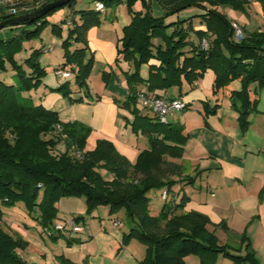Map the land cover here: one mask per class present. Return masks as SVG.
Returning <instances> with one entry per match:
<instances>
[{"label":"trees","instance_id":"trees-1","mask_svg":"<svg viewBox=\"0 0 264 264\" xmlns=\"http://www.w3.org/2000/svg\"><path fill=\"white\" fill-rule=\"evenodd\" d=\"M39 1H18L15 16L31 12H23L21 8ZM92 1L94 6L102 3L105 10L125 3L130 15V22L123 28L117 45L121 60L131 64L133 69L131 73H124L129 95L120 103L134 116L132 131L146 136L149 148L138 155L134 164L120 155L109 141H97L93 150L85 151L90 128L78 122L62 123L58 113L21 97V93L42 84L46 75L39 62L43 48L32 50L22 63L16 61L15 56L25 50L24 42L39 38L48 24L47 17L63 8L71 10V19L62 21L69 26V31L61 44L64 59L61 68L75 74L78 88L86 87L94 61L93 56L87 54L86 35L89 29L101 24V13L105 10L100 12L95 7L75 10L77 0H71L42 18L8 27L14 33L0 40V72H6L9 65L15 83L0 79V264H31L18 254L25 250L27 242L2 227L1 208L22 202L30 215L37 213L32 217L40 226L50 229L59 219L57 203L64 197L83 198L89 215L99 206L108 207L111 214L124 210L132 226L123 236L122 244L136 240L146 248L138 264H187L188 256L197 257L200 264H214L219 255L235 264H256L248 243L241 256L240 249L219 244L216 235L208 229L211 222L206 216L195 212L178 213L184 207L185 196L173 210L163 204L158 217L149 214L148 193L159 189L171 192L178 184L173 178L179 177L183 168L170 160L182 158L186 137L182 135L181 126L163 124L141 114L135 97L139 85L155 98H162L159 92L172 88L181 92L184 85L192 89L205 72L211 70L214 95L233 81L241 83V89L231 91L229 99L231 108L238 114L241 132H246L249 115L258 112L256 102L250 101L249 89L252 85L259 90L264 88V30H244V38L236 41L230 20L219 8L228 6L233 11L244 12L249 1L155 0L162 10L160 16L153 15L150 0ZM137 1H141L145 12L133 10ZM256 1L264 11V0ZM189 8H196L200 13L185 19L177 17ZM15 16L2 13L0 21ZM194 19H198L200 28L194 29ZM53 26L52 32L60 35V25ZM203 41L206 48L202 46ZM73 44H80L82 48L71 50ZM144 64L148 65L146 79L139 73ZM54 91L61 92L70 104L83 101L71 97L68 81ZM182 95L167 99H181ZM218 106L210 108L204 103V117L214 115ZM57 125L61 129L56 134ZM64 138L74 151L82 153L81 160L72 156L74 151L71 154L55 152L56 144ZM194 179L191 177L187 184ZM82 220V217L75 218L78 223ZM241 241L244 243L245 239ZM59 261L73 264L62 257Z\"/></svg>","mask_w":264,"mask_h":264},{"label":"crops","instance_id":"crops-1","mask_svg":"<svg viewBox=\"0 0 264 264\" xmlns=\"http://www.w3.org/2000/svg\"><path fill=\"white\" fill-rule=\"evenodd\" d=\"M46 1L48 0H40L35 4L27 3L21 8V11H32L41 7ZM248 1V5L252 3L264 20L261 4L256 0ZM139 5V1L134 4V11L143 12L139 9ZM94 7L93 2L91 7L86 9H94ZM150 7L157 16L162 14V10L155 0H150ZM228 8L230 7L224 6L221 9L226 13ZM2 13L4 12H0V17ZM199 13L198 9H189L182 12L181 15L194 16ZM244 13L247 16V7ZM69 14H71V10H69ZM101 16L103 17L101 24L92 27L87 32V54L89 56L90 53L93 56L94 65H98L99 72L108 69L109 71H106L108 74L111 75L114 72V87L104 91L106 94L100 102L64 105L59 112V120L62 123L78 122L90 128L91 132L86 140L88 151L95 148L97 141H109L120 155L134 164L138 155L149 148V142L141 133L142 136H139L130 131V124L133 123L134 116L120 109L116 103L124 101L129 95L123 74L118 70H122L123 73H131L132 66L126 69H121L118 66V70L114 69L118 40L121 36L120 31L129 24L130 15L123 3L106 9L101 13ZM180 16L178 14L177 17L180 18ZM75 20L79 23L78 16L75 17ZM241 25L247 32L261 31L258 28V23L252 19L248 20V23H241ZM63 39L64 36L61 34L60 41L52 39V45L49 43H43L41 46L35 44L30 47L31 50L25 49L24 56L27 58L32 50L43 48L45 52L48 47H51L52 50L42 55L39 62L46 72L51 69L54 72L64 63L61 48ZM76 48H82V45L73 44L71 50ZM139 73L142 79L148 77L146 67H141ZM98 75L99 73H97ZM54 79L44 78L38 88L39 91H46L61 85L62 81L59 78L56 77V83ZM213 80L214 74L211 71H206L203 78L198 80L192 89L184 85L181 92L176 88L159 92L164 98H177L179 93H182L180 98L188 106L186 110L170 115V119H177L176 126L182 127V135L186 137L182 158L170 161L181 165L183 172L189 169L188 171L195 177L189 184L187 181H183L173 187L174 190L180 185V188H177L179 190L176 189L174 192L178 195L177 203L182 196L187 198L183 209L178 213L195 212L206 216L211 222L208 229L216 235L220 245H227L234 250L240 249L239 255L242 256L245 254V246L248 243L254 252L255 263L264 264V129H260L255 141L248 138L247 131L241 132L238 115L234 113L225 111L224 115L202 117L198 108L191 110V103L197 101L210 106L209 96ZM88 82L92 98L96 94L95 88L91 86L90 81ZM230 88V90L237 91L235 83H232ZM139 89L145 91L143 85L136 87V91ZM36 105L38 104L36 103ZM137 105L139 104L136 103ZM140 113L151 117V114L145 110ZM249 123L248 129L251 127V122ZM128 129L131 133L128 132ZM189 175L188 180L193 177ZM186 189H188V193ZM24 222L25 224L18 225L16 230H13L12 226L6 222L2 224V227L8 233L19 236L27 242V249L18 251V254L31 264H61L59 257L73 264H138L146 253V248L144 249L143 245L136 240H130L125 245L122 244L123 236L127 234L120 231L122 224L120 226L112 224L113 228H108L109 230L106 228L102 230L101 226L86 232L83 229L79 234H83V238L88 242L86 247L75 245L78 240L66 239L62 234L59 237L51 238L52 246L48 250L44 244L40 243L39 225L34 224L27 217ZM240 237L245 239L244 243L240 241ZM30 243L36 244L38 248L31 250ZM214 264L235 263L219 255Z\"/></svg>","mask_w":264,"mask_h":264},{"label":"rangeland","instance_id":"rangeland-1","mask_svg":"<svg viewBox=\"0 0 264 264\" xmlns=\"http://www.w3.org/2000/svg\"><path fill=\"white\" fill-rule=\"evenodd\" d=\"M16 1H18V0H16ZM92 4H93L92 0H77L75 10H85L86 8L91 7ZM139 4H140L139 9L141 11L145 12V9H144L141 1H139ZM119 5H122V4H119ZM189 9L196 10V8H189ZM189 9H187V10H189ZM185 11L186 10H184L182 12H185ZM247 11H248V14L246 16L244 12L233 11L230 8L226 9V13H224L225 11L220 8V12L226 14V16L229 20H236V22L239 23V25L241 26L243 31H244V27L241 25V23H243V24L248 23V20H250V19H252L253 21H256L258 23V25H259L258 28L260 30H264V20H263V17L260 14H258V9L252 3H250L247 6ZM152 13L154 16H157V14L155 12L152 11ZM181 13L179 14V16L181 15ZM188 17H191V16L190 15H185V16L181 15L180 19H185ZM247 18H248V20H247ZM70 19H71V14H69L68 8L60 9L57 12L51 14L50 16L47 17L48 24L41 31L39 38L24 42L23 47L25 49L31 50L30 47L31 46L33 47L35 44H38V45L40 44V46H41L43 43H47V44L49 43V45L50 44L52 45V39L60 41L61 34H63V36H64V39L62 40V42H63L68 36L69 26H67L65 22L62 23V21L63 20L67 21ZM102 20H103V17L101 16V22H102ZM61 23H62V25H61ZM193 24H194V29L199 28L198 19H194ZM53 25H60V27H61V34L60 35L52 32L53 27H54ZM120 32H121V36H120V39H121V37L123 35V29ZM13 33L14 32H12L10 28L0 29V37L3 36L2 39H6V38L10 37ZM154 42L158 43L159 41L154 40ZM25 52L26 51L24 50V51L20 52L19 54H17L15 56L16 61L22 63L23 60L25 59V56H24ZM45 53L46 52L42 53V55H45ZM89 55H91V54L89 53ZM116 55L117 56H116V59L114 61V69L118 70L119 69L118 66L121 69H124V68L126 69L127 67L132 66L131 64H128V63L121 60V57L119 56L117 50H116ZM116 60H119V61L116 63ZM153 61L154 60H152L151 62H153ZM141 67H146L148 69V65H146V64L141 65ZM7 69L8 70L6 72H3V71L0 72V79L5 81L6 83L13 84V83H15V78L13 76V73L11 72V68L9 65H7ZM114 69L112 68V70H114ZM106 71H109V69ZM106 71L99 72L98 71V65H96V64L94 65V61H93L91 73H90V76L88 77V79L86 81V87L85 88L80 89V88H78V86H76L74 73L71 74V78L68 80L60 79V81H62L60 84H63L64 82L68 81L70 83V87L72 90L71 97L72 98H82V100H83L82 103L83 102H85V103L86 102H92V103L100 102L101 98H104V95L106 94L104 91L108 90V89L111 90V88H113L114 84H115L114 72H112L110 75ZM118 71H119V73L123 74L122 76L125 79V75L122 72V70L119 69ZM207 71H211V70H207ZM97 73H99L98 76H97ZM116 73H117V71H116ZM46 77H49L51 79H54V78L56 79L54 72H52V69L49 70L48 72H46V75L44 76V78H46ZM88 81H90L91 86L93 88H95L94 92L96 94H94L92 98H91V94H90V90H89L90 86H89ZM125 81H126V79H125ZM56 82L57 81L55 80V83ZM232 83H235L237 85V89H236L237 91H239L241 89V83L239 81H233ZM232 83H230V85ZM230 85H228L225 89H223L222 91L217 93V95H214L213 92L211 91V94L209 96L211 103H210L209 107L214 108L215 105H219L217 110H216V113L214 115H216V114L217 115H224L225 111H227L228 113H234V114L238 115L231 108L229 94L234 89L230 90L231 89ZM56 88L57 87H55V88L52 87V89L49 88L46 91H39V89L36 88V89L30 90V91L21 93V97L31 101L33 104L37 103L38 105H41L42 107H44L47 110H51V111L58 113V118H59V112L62 109V107H64V105L68 106V105H70V103H69L68 98L64 97V95L61 92L54 91V89H56ZM74 89H76V91H74ZM141 90L142 89H139V91H141ZM249 98H250V101L252 103L256 102L255 104H256V109L258 112H253L249 115L248 121L251 122V127L247 130V134H248L249 139H253L256 141V138L258 137L257 133L260 131V129H264V88L259 90V89H257V87L255 85H252L249 89ZM206 100H207V97H206ZM181 101H183L185 103V101L183 99H181ZM120 102H122V101H120ZM120 102H118V103L116 102L117 106L118 107L120 106V109L126 111L131 116H133L131 111H129V110H127L121 106ZM75 104H80V103H74L71 105H75ZM191 106H192L191 110H196V108H198L200 110V114L202 115V117L205 116V112H204L205 110L203 108L204 104H201L199 101H197V102L191 103ZM136 108L140 112H142V113L144 112V110L142 109V107L140 105H137ZM208 116H213V115L210 114ZM208 116H206V117H208ZM151 117L154 118L153 115H151ZM168 120L172 126H176L177 119H170V116H168L167 121ZM179 121H180V119H179ZM130 131L133 134H135L131 129V124H130ZM58 132H56V134ZM128 132H129V129H128ZM131 132H129V133H131ZM138 135L142 136L140 133H138ZM88 150H89V147L85 146V151H88ZM68 151L71 154V152L74 151V148L71 145V143L69 142V140L66 138H64L63 141L58 142L55 146V152L56 153H65ZM188 170H185L184 172L182 171V173L179 174V177H175L173 179H175L177 181V183L179 184L180 182L182 183L183 181H187L189 174L194 177V174L193 173L191 174L190 171H188ZM177 188H180V185H178V187H176L174 190L172 189V191L176 192ZM163 190L164 189L152 190L147 195L148 199H149L148 211H149V214L153 217L159 216L161 208L163 206L162 204H164L161 200V193ZM178 190L179 189H177V191ZM186 192L188 193V189H186ZM1 210L3 212V218H2L1 223L4 224L6 222L8 225L12 226L13 230H16V228L19 227L18 225L22 226V224H25L24 221H25L26 217L30 221H32L34 224L37 223V221H35L32 217V216H36L35 214H37V213L35 212L33 215H30L28 213V211L26 210L25 205L22 202H18L15 205H13L12 207H3V208H1ZM92 214H93V217H92ZM92 214L89 215L86 213V204H85V201L83 198H80V197H64V198H61L57 203V217L59 219L55 220L53 222V224L59 222L62 219H71V218L75 219L76 217H82L83 220L79 224L82 227V229L85 230V232L90 230V229L99 228V226H101L100 228L102 230H103V228H106V230H109L108 228H111V229L113 228L112 227V224H114L113 222H120V224H122V226L120 227V231H122L124 233H128L130 230L129 227L132 226V222L127 218L124 210H121L117 213L111 214V213H109L108 207L99 206L93 211ZM36 225H39V224L37 223ZM52 226L53 225L50 226V229H52ZM39 228H40L39 235H41V237H39L40 243H42V245L44 244L45 247L48 250H50L51 246H52V239H51V237H48L46 235V233L43 230L44 228L42 226L39 225ZM26 235H28V233H26ZM63 235L66 239H74V241L78 240L75 243V245H80L82 247H86V244L88 243L83 238V234L64 233ZM60 240H61V238H60ZM240 241H241V237H240ZM27 247H28V245H27ZM27 247L25 249H27ZM30 247H31V250H35L36 248H38V246L34 243H30L29 248ZM143 247L145 249V246H143ZM29 252H31V251H29ZM185 262L187 264H199V260L195 256H188L185 259Z\"/></svg>","mask_w":264,"mask_h":264},{"label":"built area","instance_id":"built-area-1","mask_svg":"<svg viewBox=\"0 0 264 264\" xmlns=\"http://www.w3.org/2000/svg\"><path fill=\"white\" fill-rule=\"evenodd\" d=\"M18 1L16 0H0V12H4L9 15H17L18 13ZM95 9L97 11L103 12L104 6L102 3H96ZM230 24L233 30L234 39L236 41H241L244 38V32L238 22L230 20ZM203 48H206V42H202ZM51 47H48L45 52L51 51ZM54 74L59 79L68 80L71 78V72L62 68L54 70ZM137 103L144 109L148 114L153 115V117L160 123L166 124L168 116L184 111L187 108V104L181 101V99H167V98H155L147 94L145 91H138L135 94ZM56 131H60V126H56ZM72 156L77 159H82V153L80 151H74ZM177 194L174 192H168L164 189L161 193V200L164 204L169 206L172 210L177 204ZM114 226H120V222H114ZM44 232L48 237H53L56 235H62L64 233L79 234L82 232V227L74 218L62 219L52 226V229L44 228Z\"/></svg>","mask_w":264,"mask_h":264},{"label":"water","instance_id":"water-1","mask_svg":"<svg viewBox=\"0 0 264 264\" xmlns=\"http://www.w3.org/2000/svg\"><path fill=\"white\" fill-rule=\"evenodd\" d=\"M70 1L71 0H52L46 5L41 6L29 13L0 21V29L16 26L25 21H35L39 18L46 16L48 13L58 7L66 6Z\"/></svg>","mask_w":264,"mask_h":264}]
</instances>
